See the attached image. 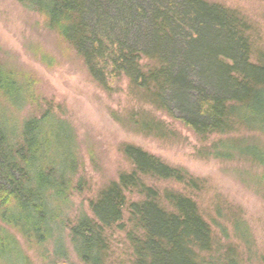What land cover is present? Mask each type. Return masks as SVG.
<instances>
[{
    "label": "trees",
    "instance_id": "16d2710c",
    "mask_svg": "<svg viewBox=\"0 0 264 264\" xmlns=\"http://www.w3.org/2000/svg\"><path fill=\"white\" fill-rule=\"evenodd\" d=\"M18 1L46 16L48 28L72 46L103 90L111 91L123 76L131 90L197 135L226 134L235 125L264 134V55L251 61L249 27L236 11L205 0ZM95 19L103 24L102 34ZM196 76L203 77L201 83ZM20 95V85L0 72V97L14 104ZM172 100L184 109L180 117L170 109ZM3 110L0 106V264H26L10 230L30 244H52V264H59L67 259L57 231L75 159L69 146L61 148L65 142L49 122V111L19 124ZM229 149L218 155L231 156L235 149ZM241 150L264 167L258 144ZM121 151L130 170L89 202L90 215L68 224L70 245L82 264H108V231L114 228L129 244V264H237L216 252L210 225L186 193L199 190L191 176L133 145Z\"/></svg>",
    "mask_w": 264,
    "mask_h": 264
},
{
    "label": "rangeland",
    "instance_id": "374dc122",
    "mask_svg": "<svg viewBox=\"0 0 264 264\" xmlns=\"http://www.w3.org/2000/svg\"><path fill=\"white\" fill-rule=\"evenodd\" d=\"M205 1L236 11L249 27L251 61L264 55V1ZM94 21L100 32L103 24ZM115 27L120 37L121 29ZM0 72L11 76L21 92L14 104L0 97L5 118L21 124L31 115L49 111V122L59 128L65 142L61 148L69 146L75 159L76 173L69 185L68 205L62 207L64 221L57 231L67 259L59 264H82L70 245L68 224H74L81 214L90 215L89 202L120 173L130 170V162L121 151L124 145L141 148L198 183L199 190L186 193L210 225L216 252L223 260L264 264V167L241 150L250 144L264 149V134L259 129L235 125L226 134L197 135L131 90L123 76L111 91L103 90L72 46L48 28L46 16L25 8L18 0H0ZM195 79L201 83L197 76ZM204 85L212 88L209 81ZM184 108L189 111L191 104ZM170 109L175 117L184 111L174 100ZM228 147L235 149L231 156L218 155ZM10 233L26 264H52V244H30L14 230ZM108 237V264H129L131 251L124 233L114 228Z\"/></svg>",
    "mask_w": 264,
    "mask_h": 264
}]
</instances>
